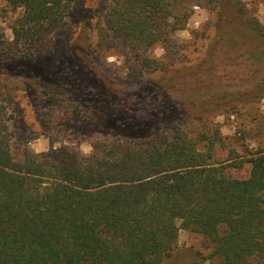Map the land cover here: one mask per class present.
Wrapping results in <instances>:
<instances>
[{"label": "trees", "instance_id": "1", "mask_svg": "<svg viewBox=\"0 0 264 264\" xmlns=\"http://www.w3.org/2000/svg\"><path fill=\"white\" fill-rule=\"evenodd\" d=\"M6 1L22 14L12 40L0 34V264H164L181 229L212 247L201 264L264 259V143L219 161L221 133L180 122L264 97V24L243 0L194 1L213 17L193 31V54L175 37L193 12L184 0H96L62 72L87 101L46 81L58 72L38 61L76 0ZM158 44L162 57L151 54ZM21 90L51 132L67 130L65 110L76 126L86 120L91 152L78 140L16 156L1 98ZM245 163L246 178L229 173Z\"/></svg>", "mask_w": 264, "mask_h": 264}, {"label": "rangeland", "instance_id": "2", "mask_svg": "<svg viewBox=\"0 0 264 264\" xmlns=\"http://www.w3.org/2000/svg\"><path fill=\"white\" fill-rule=\"evenodd\" d=\"M194 1L196 0H184V5L190 9L193 8V12L187 21L186 27L175 32V37L179 41L189 43L191 54L195 52L196 46L192 38L193 31L203 29L213 17V12L210 9L203 5H193ZM243 2L250 10L251 15L264 24V0H243ZM95 5L96 0H76L65 24L54 32L52 51L38 57V61L46 65V70L55 69L54 71L58 72L57 75L46 73V81L60 85L70 96L71 93L75 94L76 91L71 86L70 80L62 75L69 61L68 48L72 38L80 32L86 22L88 18L86 12H90ZM21 14V9H15L6 0H0V34H3L6 39H13L12 27ZM94 23L95 19L92 18V24ZM92 34L93 40H96L97 32L95 28L92 29ZM151 54L162 57L164 49L159 44L155 45L151 49ZM105 61L108 64L118 66L124 64V58L119 54H109ZM13 66V64L10 65L8 70L12 71ZM229 74L233 75L235 73L230 72ZM204 90L205 95L210 94L209 91ZM146 91L151 94V89L148 87L138 91L137 95ZM22 92L23 90L17 97L12 95L1 98L6 106L9 124L13 130L11 148L16 156L21 157L25 147L40 154L49 151L51 148H58L62 143L72 144L77 143L78 140L81 141L78 146L83 152H91L88 140L92 133L87 129L86 120H81V124L76 126L78 116L76 114L70 116V112L65 110L61 115L60 125H64L67 130L58 132L56 129L51 132L40 117V103L28 102ZM75 95L76 98L83 97V101H87L85 93L79 91V94L76 93ZM197 115V119L185 118L180 122L186 127H191L195 122H198V127L202 131L207 129L218 130L223 136V145L219 144L215 148V158L219 161L246 158L248 155L244 150L245 147L254 150L264 143V137L259 127L264 121V97L257 101L243 103L239 108L237 107L235 110L228 112L224 111L221 114L214 115L212 112H208L203 113L201 116ZM236 154L241 156H236ZM249 171L250 164L248 163L239 168L230 167L229 169V173L237 178H246ZM202 255L205 256L206 260H215L212 256V247L207 239L199 233L181 229L176 253L173 258L164 264H201L203 263ZM247 264H264V259L253 258Z\"/></svg>", "mask_w": 264, "mask_h": 264}]
</instances>
